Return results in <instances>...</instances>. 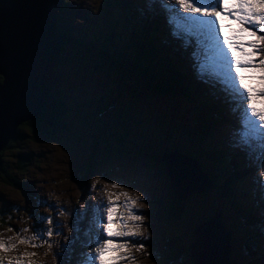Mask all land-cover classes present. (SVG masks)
<instances>
[{"label":"rangeland","instance_id":"obj_1","mask_svg":"<svg viewBox=\"0 0 264 264\" xmlns=\"http://www.w3.org/2000/svg\"><path fill=\"white\" fill-rule=\"evenodd\" d=\"M66 1L64 11H60L61 25L72 27L74 30H81L82 34H85L87 30L93 31L97 27L110 31L118 24V19L121 16L117 9H112L111 13H106V0ZM164 2L175 4V0H164ZM232 25L237 29L236 21ZM176 28L179 32H184L183 27L176 26ZM258 34L260 33L258 32ZM220 39L222 40L221 35ZM200 42L209 62L215 53L209 54L208 49L213 50V47L207 41L206 36L204 39H200ZM68 56L72 58L76 55L68 54ZM214 59L216 62L212 63L219 64L218 70L221 72L222 81H229L232 88L236 89L238 78L235 73L233 74L236 79L235 82L231 81V78L226 80L216 56ZM255 59L258 63L259 57ZM99 61L97 56L91 55L81 64H78L80 73L77 74L76 78L92 81L93 84L88 88H73L71 83L69 84L66 80H62L58 85L60 94L65 97L70 108L67 115L69 130L55 135L52 139L32 141L29 143V147L27 142L23 145L25 151L28 147V150L32 149L35 154L40 155L38 157L39 165L30 168L28 172L26 179L33 183L30 191L0 186L2 211L0 233H3L5 237L15 236L17 233L30 236L37 230V227L45 232L48 227L61 229L62 231L58 235L54 231L51 238L45 236V239L52 243L51 250L47 244L36 248L30 245H18L17 249L9 255L20 256L24 251L34 252L35 256L23 257L26 262L31 259L34 264H71L73 259L75 260L74 264L82 263L86 259L89 247H87L88 241L86 245L76 241V237L80 233V215L87 214L88 220L93 218L94 206L101 200V197H104L105 201L107 199L104 192V185L107 184L109 192L127 191L132 196L139 193L142 199L138 203L145 205L137 210V214L145 217L143 227L147 229L146 235L149 238L146 241H133L132 238H125L127 240L128 258L124 264H167L166 259L162 257L163 254L183 253L186 245L189 246L190 241L194 239L193 229L199 219L215 212L216 208L222 210L221 206H225L224 202L229 197L221 198L218 194L216 196L212 193L211 196L203 195L199 199H190L189 202L184 203L185 213L181 221L174 222L169 219L170 216L165 205L170 195L164 178L160 177L153 164H148L146 156H155L156 153L153 152H157L158 147L163 145L175 147L185 137L188 140L189 135L194 137L195 134L190 130L191 122L190 125L187 124L188 120L190 121V116L180 100L177 101L174 96L167 95L164 101L154 104V106L144 105L146 110L137 114L136 118L131 115L133 109H128L127 106H123V109L119 108L118 103L115 107H111L110 110L102 113V116L99 115L100 120H102V122L99 121L101 123L94 121L96 117L94 101L101 93L94 88L98 85L97 82L105 77L104 73L100 72L101 67L95 69ZM239 72L245 76V82L250 87L257 90L264 88V82L259 79L260 73L255 66L241 68ZM112 76L111 80L114 83L111 84L115 88L118 77L114 74ZM216 81L218 85L227 89V93L235 94L231 88L219 83L217 79ZM193 90L199 93L196 85ZM119 92L125 99L130 98L126 91L119 89ZM239 100L240 98H234L231 102H236L234 104L239 106L237 103ZM255 103L258 109L264 108V96L257 95ZM221 104L225 106L223 103ZM149 108L153 110L152 113L149 112ZM226 108L228 110V107ZM237 111L239 110L226 111L223 116L226 115L228 119L240 121L239 131L244 132L242 129H246L249 133V123L238 118L239 112ZM149 123L158 124L159 127H152ZM229 126V122L223 120L221 127H216L217 137L225 143L227 142L226 138L231 139L224 134V130ZM252 127L260 136L261 141H264V122L257 121V125H252ZM169 131L175 132L170 140L165 137V133ZM118 135L122 136L123 141L117 142ZM197 140L198 133L196 131ZM95 143H98L100 147L97 153L101 155L100 157L104 162L96 170H91V174L87 175V181H85L84 177L90 167L88 164L93 157ZM257 148L243 150L244 155L240 158V165L245 164L247 167L249 163H252L253 167H245L242 171L237 170L241 171L239 178L243 179V184L236 182L233 192L236 191V193L241 194L243 205L252 203L251 194L255 193L256 181L264 187V174H262L264 173V152L260 150L264 148V143H262L261 148ZM160 166L166 172L162 162ZM216 169L221 171L219 166H216ZM97 177H100V182L93 188V182L96 181ZM112 183H117L120 187L112 189ZM258 194L264 197V192H258ZM121 201H123V197H121ZM192 204H195L196 207ZM123 210L121 208V211ZM61 212L63 215L60 214ZM41 215L53 217L54 223L48 225L45 220L43 224L37 225V219ZM224 215L229 219V215L225 213ZM243 222L241 224L245 227V221ZM87 223L89 222L87 221ZM172 226L173 228H168ZM10 227L12 228L11 232L8 231ZM88 227L93 232L95 229L94 219L90 220ZM24 228H28L29 231L27 233L21 232ZM170 234L177 235L179 238H171ZM242 234L243 232L241 237H238L233 243V253L236 252L240 261L245 264H264L262 255H253L249 252L247 247L248 235ZM66 237L68 239H65ZM168 238L169 240H167ZM250 238L253 239V237ZM155 241H158V245L154 244ZM173 241L179 242L180 245L177 249L173 248L175 245ZM141 242L144 244L143 248H139ZM260 242L264 244V239H260ZM36 243L40 242L36 241ZM65 245L68 246L67 249H65ZM91 248L94 250L95 245L92 244ZM260 249L264 251V247ZM57 253L63 255L60 256ZM185 259L187 264H195L190 255H187ZM92 264H98V262H92Z\"/></svg>","mask_w":264,"mask_h":264},{"label":"trees","instance_id":"obj_2","mask_svg":"<svg viewBox=\"0 0 264 264\" xmlns=\"http://www.w3.org/2000/svg\"><path fill=\"white\" fill-rule=\"evenodd\" d=\"M105 3L106 13H111L115 8L121 15L117 26L110 31L97 27L93 31L87 30L85 34H82L81 30L62 26L60 14L58 15L57 25L62 38V58L56 70L58 81L51 92L44 113L36 119L19 124L16 135L0 150V186H10L24 191L32 189L33 183L28 182L26 178L30 168L39 165L40 155L35 154L32 149L28 150L29 143L41 139H52L55 135L69 130L67 115L70 108L65 97L60 94L58 85L62 80H66L73 88L91 86L92 81L89 79L83 81L76 76L80 73L78 64L91 55H95L100 59L97 66L101 67L100 72H103L105 77L100 79L94 88L101 92L94 101L96 114L94 121L102 122L99 115L102 116V113L118 103L119 108L123 109V106H127L128 109H133L131 115L136 118L137 114L146 110L145 106H154L164 101L167 95L174 96L177 101L180 100L190 116L187 124L190 125L191 122V126L199 133L200 140L198 146L194 147L185 137L174 147L175 150L187 153L186 155L200 162L205 173L214 182L213 194L221 198L229 197L224 202L225 208H223L229 215V219L224 221L226 229L233 235L232 243L241 237L243 232L242 235H248L247 247L251 254L264 255V251L260 249L264 247V244L260 242V239H264V220L261 216V209L254 201L249 205H243L241 194L233 192L236 182L243 184V179L239 178V173L243 170V166L240 165V154L235 145L227 144L226 146L225 143L216 139V127L219 124L221 127L223 120L226 119L222 115L225 109L223 106L218 108V96L211 93V90L200 89L198 96L193 93L192 87L195 85H192L191 81L196 76L193 74L195 72H191L188 68L189 63L186 62L189 60L187 51L193 45L190 38L182 35L175 39L172 36L173 24H169L168 14L164 11L160 0H106ZM65 6L66 2L63 11ZM68 54L76 56L70 58ZM112 74L118 77L115 88L111 84L114 83L111 80ZM3 83L4 77L0 75V87ZM119 89L126 91L130 98L122 97ZM149 110L153 112L151 108ZM149 124L152 127L158 126V124ZM110 129L113 128L110 127ZM174 134L175 132L169 131L165 133V137L170 140ZM116 140L121 142L123 138L118 135ZM25 142L28 143L26 151L23 146ZM98 149L100 147L98 143H95L93 157L90 158L88 164L90 167L84 177L85 181H87V175L91 174L90 171L96 170L104 162L101 155L97 153ZM159 149L160 147L157 150ZM146 158L148 164L154 166L161 164L158 156H146ZM216 166H219L221 171L216 169ZM195 198L190 196L185 202ZM167 201L165 207L169 213V219L174 222L181 221L185 213L183 208L185 202L169 197ZM206 220H209L208 216L199 219L193 232L195 233V229ZM243 221H245V227L241 224L244 223ZM168 228L171 229L173 226ZM170 237L179 238L173 234H170ZM250 237H254L255 240ZM194 241L195 237L190 241L189 246L186 245L183 253L174 255L164 253L162 257L166 259L167 264H187L185 257L190 255V245ZM253 241L256 243L254 242L252 247ZM173 243L175 249L180 245L177 241ZM154 244L158 245V241ZM231 250L232 264H245L240 261L236 252L233 253V247Z\"/></svg>","mask_w":264,"mask_h":264},{"label":"water","instance_id":"obj_3","mask_svg":"<svg viewBox=\"0 0 264 264\" xmlns=\"http://www.w3.org/2000/svg\"><path fill=\"white\" fill-rule=\"evenodd\" d=\"M65 0H0V150L12 139L19 124L41 116L58 81L62 38L58 13ZM99 66H96L97 70ZM155 170L164 178L169 198L185 202L208 192L213 181L197 160L181 152L164 153ZM171 180V181H169ZM163 183V184H164ZM191 255L196 264H231V232L223 213L216 211L195 229Z\"/></svg>","mask_w":264,"mask_h":264},{"label":"snow or ice","instance_id":"obj_4","mask_svg":"<svg viewBox=\"0 0 264 264\" xmlns=\"http://www.w3.org/2000/svg\"><path fill=\"white\" fill-rule=\"evenodd\" d=\"M160 2L168 14L169 24L199 30L207 37L226 80L235 73L238 78L235 94L238 96L241 93L246 94L243 96L244 117L245 119L251 118L249 135L243 140L242 150L247 151L254 147L257 141L252 125H255L257 121L264 122V108L258 109L255 101L257 95L264 96V88L257 90L250 87L244 82L245 76L240 74L239 69L255 66L260 73L259 79L264 82V0H175V4L165 3L164 0ZM222 15L237 23V29L230 36L222 35L225 27L220 23ZM228 27L230 28L231 25ZM220 35H222V40L218 39ZM256 57H259L258 63ZM260 150L264 152V148ZM99 182L100 177H97L92 187L95 188ZM118 187L120 185L117 183L111 185L112 189ZM104 192L107 196L106 201L104 197H101L93 209L95 233L93 234L92 229H89L91 239L87 245L89 252L86 254L84 264H92V262L124 264L128 258L125 238H132L133 241H146L149 238L146 235L147 229L143 227L145 217L137 214V210L142 207L138 203L142 199L141 195L138 193L132 196L127 191L109 192L107 184L104 185ZM121 208L124 210L121 211ZM60 214L63 215V212ZM45 220L48 225L54 223L53 217L41 215L37 219V225L43 224ZM8 231L11 232L12 228L10 227ZM28 231V228L21 230L23 233ZM54 231L58 235L62 230L48 227L45 232L37 227V230L30 236L17 233L15 236L5 237L3 233H0V264H34L31 259L27 262L23 259V257L35 256L34 252L24 251L20 256L9 254L15 251L18 245H30L36 248L47 244L51 250L52 243L45 239V236L51 238ZM92 244H95L94 250L91 248ZM143 246L141 242L139 248ZM67 247L65 245V249ZM57 255L62 256L63 254L57 253Z\"/></svg>","mask_w":264,"mask_h":264},{"label":"bare ground","instance_id":"obj_5","mask_svg":"<svg viewBox=\"0 0 264 264\" xmlns=\"http://www.w3.org/2000/svg\"><path fill=\"white\" fill-rule=\"evenodd\" d=\"M234 22H235V20H232V19H230V18H225L223 15L221 16L220 23H222V24L225 25L224 30H223V35H229V36L232 35V33L234 32V30H236V29L234 28V26L232 25V23H234ZM228 25H231V27L229 28ZM184 28H185L187 31L192 30V29L188 28L187 26H185ZM192 33L200 35V36L202 37V39L205 38V35H204L201 31H199V30H192ZM180 35H181V34H178V35H176V36H180ZM187 37L190 38V42H192V44L196 45V42L193 41V36H192V35H189V34H188ZM221 37H222V35H221ZM218 39H220V36H218ZM208 53L211 54V55H213V54H214V50L208 49ZM229 55H230V54H229ZM216 58H217V57H216ZM217 60H218V59H217ZM209 62H215V59H214V58H211V59L209 60ZM217 64H218V63H217ZM218 65H219V64H218ZM220 66H221V65H220ZM203 67H204L203 65L200 66V63H199V62H196V64H195V75H196V81H197V89H198V90H200V89L211 90V91H212L211 93H215V94H217V96H218V101H220L221 103H223L226 107H227V106H228V107L231 106V105H232V102H231V100H232V99H231V95H229V96L225 95V93H224L222 87L216 83V81H215V79L213 78V76H212L211 74H209L208 72H204V71L202 70ZM187 69H188V68H187ZM235 80H236L235 77L232 76V77H231V81L235 82ZM244 82H245V81H244ZM245 83H246V82H245ZM223 85H224V86H227V87H229V88H232V84H230L229 81H224V82H223ZM233 88H234V87H233ZM234 89H235V88H234ZM193 93L198 95V93H197L196 91H193ZM233 95L235 96L236 94H233ZM244 95H246V94L241 93V94L239 95L240 100H239V114H238V118H241V119H243L245 122L249 123V121L251 120V118L249 117V118L245 119V117H244V111H243V109H244L243 96H244ZM219 113H220V112H219ZM219 113H217V114H219ZM222 115H224V113H222ZM223 117L226 118V115L223 116ZM256 124H257V123H256ZM256 124H255V125H256ZM169 181H171V180H169ZM80 217H81V219H80L81 222L87 220V221L90 223V220L93 219V218H91L90 220H88V218H87V214H81ZM93 233H95V229L93 230ZM231 236H232V235H231ZM251 239H252V238H251ZM253 239H254V237H253ZM89 240H90V236H89ZM254 240H255V239H254ZM94 245H95V244H94ZM74 262H75V260L73 259L72 262H71V264H74ZM78 264H84V262H82V263H78Z\"/></svg>","mask_w":264,"mask_h":264},{"label":"clouds","instance_id":"obj_6","mask_svg":"<svg viewBox=\"0 0 264 264\" xmlns=\"http://www.w3.org/2000/svg\"><path fill=\"white\" fill-rule=\"evenodd\" d=\"M262 174H264V173H262ZM142 206H145V205H142Z\"/></svg>","mask_w":264,"mask_h":264}]
</instances>
